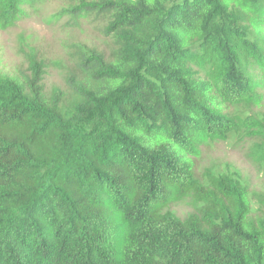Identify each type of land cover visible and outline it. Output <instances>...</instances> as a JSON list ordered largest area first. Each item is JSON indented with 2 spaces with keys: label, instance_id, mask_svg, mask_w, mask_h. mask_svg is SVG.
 <instances>
[{
  "label": "trees",
  "instance_id": "16d2710c",
  "mask_svg": "<svg viewBox=\"0 0 264 264\" xmlns=\"http://www.w3.org/2000/svg\"><path fill=\"white\" fill-rule=\"evenodd\" d=\"M40 1L0 0V30ZM75 2L72 20L106 21L109 58L75 49L69 95L46 94L34 55L0 76V264H264L247 189L195 176L207 144L264 136L229 113L264 100V0ZM185 199L201 207L181 219Z\"/></svg>",
  "mask_w": 264,
  "mask_h": 264
},
{
  "label": "rangeland",
  "instance_id": "374dc122",
  "mask_svg": "<svg viewBox=\"0 0 264 264\" xmlns=\"http://www.w3.org/2000/svg\"><path fill=\"white\" fill-rule=\"evenodd\" d=\"M75 3V0H41L33 8L25 7V17L13 28L0 30V76L22 79L27 75L28 58L34 55L46 66L43 80L46 94L60 90L69 95L66 78L73 70L75 49L85 53L97 50L109 58L114 43L111 37L102 34L106 21L95 17L72 20L66 11ZM192 51L200 54L199 44ZM193 69L203 76L197 66ZM229 113L264 125V100L258 108L234 107ZM209 174L227 175L244 186L249 194L252 220L264 223V136L248 135V131L241 130L230 133L225 142L207 144L195 162V176L205 184ZM200 207L185 199L170 210L184 219Z\"/></svg>",
  "mask_w": 264,
  "mask_h": 264
}]
</instances>
